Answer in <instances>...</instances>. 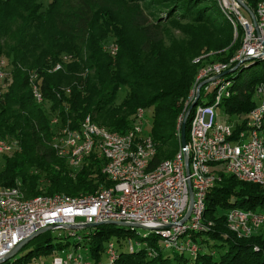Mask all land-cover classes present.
<instances>
[{
	"label": "trees",
	"instance_id": "trees-1",
	"mask_svg": "<svg viewBox=\"0 0 264 264\" xmlns=\"http://www.w3.org/2000/svg\"><path fill=\"white\" fill-rule=\"evenodd\" d=\"M145 1L49 0L45 4L43 0H0V58L10 63V79L0 95V140L17 145L13 153L3 155L0 188L19 187L27 198H34L91 195L102 186H111L102 173L103 161L94 155L79 172L58 156L52 144L53 115L72 129L90 116L96 124L125 134L142 124L139 110L145 118L146 111L153 109L151 136L157 143L153 164L174 158L181 147L186 102L198 69L193 59L210 52V61L228 62L242 46L243 31L238 29L235 37L229 19L213 14L219 11L212 0H167V17L157 19L141 7ZM245 1L255 11L264 0ZM173 15L194 18L195 24L180 25L188 39H173L166 46V23ZM110 37L119 48L115 56L106 50ZM248 63L252 65L240 67L236 76L229 75L234 93L221 106L224 120L233 121L257 105L255 90L264 85V61ZM58 64L62 69L54 72ZM256 66L260 68L242 79L245 69ZM33 71L43 80L49 108L37 105L32 97L28 74ZM123 87L126 94L116 104ZM192 116L187 121V140ZM212 170L221 181L207 194L204 220L213 226L190 234L200 248L196 258L165 248L155 233L144 238L130 228L100 225L83 230L82 238L73 243L66 236H60L57 243L48 238L3 264H33L35 258L71 244L89 248V259L99 264L110 242L118 251L114 264H264V228L249 238H239L227 223V214L234 209L264 211V187L224 173L221 164H213ZM134 240L140 247L131 252Z\"/></svg>",
	"mask_w": 264,
	"mask_h": 264
},
{
	"label": "built area",
	"instance_id": "built-area-1",
	"mask_svg": "<svg viewBox=\"0 0 264 264\" xmlns=\"http://www.w3.org/2000/svg\"><path fill=\"white\" fill-rule=\"evenodd\" d=\"M231 1L230 11L224 10V14L234 28L235 37L238 29H242V46L228 62L210 61L207 56L196 60L198 63L206 58L186 102V113L196 102L191 112L187 146H181L174 158L153 164L157 143L152 136H144L142 124L120 134L96 124L90 116L78 129H72L62 125L58 115H53L51 125L56 132L52 144L58 156L68 160L70 168L79 172L87 158L94 155L103 161L102 173L111 186H102L91 195L56 194L34 198H27L19 187L0 188V262L46 228L66 230L67 237L80 240L87 225L109 222L140 225L148 231L142 235L144 238L155 233L163 238L165 248L196 258L200 248L190 234L206 232L213 226L204 220L205 203L208 192L221 181L212 165L221 164L224 173L264 187V85L256 87L257 105L250 113L236 116L233 121L218 119L224 116L223 102L234 93L229 75L248 62L264 61V1L255 11L245 0ZM244 12L254 14L252 21ZM106 50L115 56L119 48L111 44ZM61 69L62 64H58L53 71ZM9 73V61L0 58V95L8 85ZM42 82L39 73L28 74L35 103L49 108ZM138 119H144L142 109ZM237 127L241 128L238 132ZM16 146L14 141L0 140V155L12 152ZM227 223L239 238H249L264 228V211L234 209L227 214ZM136 245H129V250L133 252L140 247ZM81 248L74 247L64 256L56 255L50 264H95L79 252ZM105 254L108 264H114L118 258L114 242L107 244Z\"/></svg>",
	"mask_w": 264,
	"mask_h": 264
},
{
	"label": "rangeland",
	"instance_id": "rangeland-1",
	"mask_svg": "<svg viewBox=\"0 0 264 264\" xmlns=\"http://www.w3.org/2000/svg\"><path fill=\"white\" fill-rule=\"evenodd\" d=\"M21 2H25L26 0H20ZM37 2L42 1V0H36ZM49 0H43V2L48 3ZM213 1V5L215 8L218 9L219 12H213V14H223V16L226 17V15L224 13L225 11H230V7L232 4L231 0H212ZM167 0H146L145 2L140 3L141 7L144 9L145 12H147L153 19H157V18H162V17H167V15H165V12H169L166 5H167ZM210 4V3H209ZM216 10V9H215ZM178 14V13H177ZM244 15L252 21L251 16L247 13L244 12ZM218 17V16H217ZM194 18L192 19L191 17H181L179 15H173L172 18H170V20L166 23V28H167V34H166V46H169L171 44V41L177 40V41H182V40H187L188 37L183 35L181 29H180V25L181 26H193L194 23ZM233 27V26H232ZM234 29V28H233ZM111 39L109 40L110 45L111 44H116L113 40L112 37H110ZM113 41V42H112ZM202 56H207L206 58L211 59L213 58V54L210 52H203L202 54H200L199 56L195 57L193 59V64L198 68L197 69V74H198V70H200V68L202 67V63L203 61L206 59L205 57L202 58L198 63H196V60L201 58ZM5 58V57H3ZM7 59V58H6ZM247 67L251 66L252 63H247L245 64ZM260 66H256L253 67L252 69H245V71L242 73V76L244 79V77L247 75H251L255 69H259ZM196 74V76H197ZM238 74V72L233 73L232 75L236 76ZM195 76V78H196ZM195 81V80H194ZM126 94V88L123 87L121 88L119 94H118V98L116 101V104H119L122 99L124 98ZM208 97L205 98V101H208ZM152 117H153V109H149L146 111V116L142 122L143 125V134L144 136H151L152 134ZM220 120V122H224V118L220 117L218 118ZM53 143V142H52ZM166 152H168L167 148L164 149ZM14 151V150H13ZM12 152H8L6 154H11ZM5 155V154H4ZM60 157V156H59ZM68 161V160H66ZM4 165V159H3V155H0V168H2ZM70 167V166H69ZM72 169V168H71ZM148 231L145 229H136V233L143 235L145 233H147ZM60 234L63 235L64 237L68 236L69 234L66 232V230H54V231H50L47 233H44V235L42 237H37L34 241L30 242L27 246H25L14 258H20L22 256H24L26 253H28L29 251L33 250L37 245L44 243L48 238L52 239L53 243H57L60 241ZM71 243H73V238L69 239ZM112 241H116V238H114ZM164 240L161 238L160 243L162 244ZM132 246H137L136 245V241L134 240V242L131 244ZM74 248V245L71 244L69 248H66L64 250H60L59 252H52L49 255H41L38 259L35 258V260L33 261V264H50L53 260V258L56 255H60V256H64L65 254H67L68 252H70L72 249ZM85 250L87 252H85ZM81 254H83L84 256L86 255L87 257H89V248H85L82 247L80 249ZM212 252H216V250H212ZM218 254L216 253V256ZM14 258H12L11 260H13ZM91 260H93L90 257ZM108 256L106 254H104L103 258H102V262L103 264H108Z\"/></svg>",
	"mask_w": 264,
	"mask_h": 264
},
{
	"label": "water",
	"instance_id": "water-1",
	"mask_svg": "<svg viewBox=\"0 0 264 264\" xmlns=\"http://www.w3.org/2000/svg\"><path fill=\"white\" fill-rule=\"evenodd\" d=\"M244 8L248 11L249 9L247 8V6H244ZM252 17H254V14L251 12L250 13ZM255 21V20H254ZM228 73V72H227ZM225 73V74H227ZM196 106V102L194 104H192V106H190V108L188 109L187 113L185 114L184 118H183V123H182V130H181V146L183 148H185L187 146V121H188V118H189V115L191 114L192 110L194 109V107ZM186 164L188 166L189 164V160H188V157H186ZM190 197H191V206H192V203H193V193H192V190H191V194H190ZM191 215V208L189 210V213H188V217H190ZM100 225H113V226H118V227H125V228H130V229H133V230H136L138 228L140 229H145L144 227L140 226V225H130V224H125V223H118V222H109V223H100V224H93V225H87L85 228L87 229H91V228H96ZM171 227H168V229H170ZM71 229V228H70ZM54 228L53 227H49V228H46L42 231H40L36 236L34 237H38L44 233H47V232H50V231H53ZM33 237V238H34ZM31 239L27 240L26 242H24L23 244H21L20 246H18L16 249H14L12 251V253L3 261L0 262V264H3L5 263L6 261H9L11 260L12 258H14L25 246H27L29 243H30Z\"/></svg>",
	"mask_w": 264,
	"mask_h": 264
}]
</instances>
